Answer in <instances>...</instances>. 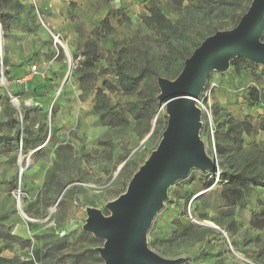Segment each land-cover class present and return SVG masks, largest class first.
<instances>
[{
    "label": "rangeland",
    "instance_id": "obj_1",
    "mask_svg": "<svg viewBox=\"0 0 264 264\" xmlns=\"http://www.w3.org/2000/svg\"><path fill=\"white\" fill-rule=\"evenodd\" d=\"M130 1V11L110 10L103 28L96 14L72 7L67 15L78 37L70 41L47 21L37 0H0V14L43 26L46 36L35 54L13 62L5 57L12 33L5 38L0 25V264H103L97 249L104 240L83 230L86 208L109 216L106 204L125 192L157 148L167 124L157 78L174 80L195 48L216 31L234 28L252 0L184 1L180 10L173 0H154L172 23L179 22L178 29L160 33L141 20L154 2ZM115 57L128 74L144 67L155 74L126 95L117 85ZM247 62L239 71L228 64L224 72H211L198 97L199 137L218 169L192 170L168 188L145 240L164 258L264 264V231L247 223L252 209L234 211L242 216L232 231L234 219L219 216L225 202L215 185L225 169L264 173V135L242 133L238 142L235 130L227 139L221 127L229 119L255 125L263 114L264 66ZM23 65H35L36 73L23 74ZM217 145L225 148L222 156Z\"/></svg>",
    "mask_w": 264,
    "mask_h": 264
},
{
    "label": "water",
    "instance_id": "obj_2",
    "mask_svg": "<svg viewBox=\"0 0 264 264\" xmlns=\"http://www.w3.org/2000/svg\"><path fill=\"white\" fill-rule=\"evenodd\" d=\"M263 32L264 0H252L234 28L216 31L195 48L174 80L157 78V99L167 114L157 148L133 174L125 192L106 204L109 216L86 208L83 230L104 240L97 249L103 264H182L181 258H164L149 249L147 231L173 183L192 170L217 171L216 159L207 155L199 137L201 111L195 100L211 72H224L236 57L264 66Z\"/></svg>",
    "mask_w": 264,
    "mask_h": 264
},
{
    "label": "trees",
    "instance_id": "obj_3",
    "mask_svg": "<svg viewBox=\"0 0 264 264\" xmlns=\"http://www.w3.org/2000/svg\"><path fill=\"white\" fill-rule=\"evenodd\" d=\"M184 1H193V0H173V4L177 7L178 10L181 9L182 3ZM206 0H198L199 4L203 3ZM154 2L151 1V3ZM119 12V10H117ZM115 11V12H117ZM110 14H114L113 12H109ZM148 15H143L141 20L143 24L149 29L155 32H172L173 29H178L179 22L172 23L169 18H167L158 7V4L154 2V5L149 7ZM108 17L107 15L105 18L101 19L98 23L99 28H103L108 24ZM22 20L15 15L9 14H0V25L3 29V36L7 37V32L14 24L21 23ZM264 35L261 36V41H263ZM248 63L247 60L242 58H234L229 61V64L233 66L236 70H240L244 64ZM86 64H92L91 61L86 60ZM114 69H115V76L117 80V85L119 89L123 91L126 95H132L137 90L140 81H142L145 77L151 76L155 74V72L148 68L144 67L140 69L136 75H131L126 73L123 70L122 65L119 62V58L115 57L114 59ZM99 94L97 95V99H99ZM258 89L252 88L250 91V96L253 100L258 99ZM260 105V104H259ZM98 106H95V110ZM222 126H226L224 131L225 138H230L229 135L232 131H236L238 137L237 141L241 142L243 140L242 133L245 135H250L253 132H257L258 134L264 135V109L263 114L261 115L260 119L258 120L257 124L253 125L249 122L245 121H232L228 120L224 122ZM22 140V138H20ZM232 140L234 138H231ZM216 154L217 156H222L225 153V148L221 145H217ZM219 184V196L222 202L221 209L219 216H226L232 217L234 219L233 227H230L232 231L235 230V226L238 225V220H240V216L242 214L234 213V211L239 210L240 208H250L252 210L249 211L248 214V225L254 230H262L264 229V173L262 174H249L245 171H238L232 172L229 170H221L217 178L216 184ZM262 192V199H256L253 201L251 198L254 197L258 192ZM219 199V200H220ZM254 202V203H252ZM232 208V209H231ZM230 209L232 211H230ZM241 211V209L239 210ZM244 216V215H243ZM237 222V224H236Z\"/></svg>",
    "mask_w": 264,
    "mask_h": 264
},
{
    "label": "crops",
    "instance_id": "obj_4",
    "mask_svg": "<svg viewBox=\"0 0 264 264\" xmlns=\"http://www.w3.org/2000/svg\"><path fill=\"white\" fill-rule=\"evenodd\" d=\"M136 1H142L143 4H146L153 0H133V3ZM23 4H28V0H21ZM130 0H37V3L41 6V12L44 16L47 17V21L55 25L56 29L62 36H68V40L74 41L78 37L76 32L77 26L75 25V20L72 15L68 16L67 14L71 13L72 7H76L78 13L80 14H96L98 22L105 18L111 9L123 8L125 12L127 9L130 11ZM79 8V10H78ZM127 8V9H126ZM98 24V23H97ZM43 26H35L30 23L22 20L21 23L14 24L9 29L11 31V38L7 41V50L5 57H9L11 61H19V58L30 57L32 54H35L41 47V38L46 36L41 34L44 31ZM44 36V37H43ZM18 58V59H16ZM25 60H21V63H24ZM20 71L22 70L23 74L30 72V67L20 66ZM36 73V72H35ZM34 73V74H35ZM29 74V73H28ZM33 75V74H32ZM31 75V76H32ZM262 194H256L252 196V200L262 199ZM248 219V217H246ZM260 234L264 229L258 230Z\"/></svg>",
    "mask_w": 264,
    "mask_h": 264
},
{
    "label": "built area",
    "instance_id": "obj_5",
    "mask_svg": "<svg viewBox=\"0 0 264 264\" xmlns=\"http://www.w3.org/2000/svg\"><path fill=\"white\" fill-rule=\"evenodd\" d=\"M52 37L55 39V41L56 42H60V40H59V36L58 35H54V34H52ZM36 66L35 65H33V66H31V68H30V74H34L36 71ZM197 103H198V98L195 100V104H196V106H197ZM200 105V104H199ZM197 106L199 109H200V111H201V107L200 106Z\"/></svg>",
    "mask_w": 264,
    "mask_h": 264
},
{
    "label": "bare ground",
    "instance_id": "obj_6",
    "mask_svg": "<svg viewBox=\"0 0 264 264\" xmlns=\"http://www.w3.org/2000/svg\"><path fill=\"white\" fill-rule=\"evenodd\" d=\"M3 42L0 40V55H2V49H3ZM70 62V61H69ZM19 161L21 162V157H20V159H19ZM208 224H210V225H212L213 227H215L212 223H208Z\"/></svg>",
    "mask_w": 264,
    "mask_h": 264
}]
</instances>
